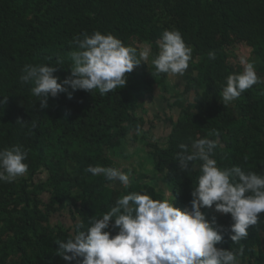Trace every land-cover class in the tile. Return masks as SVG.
<instances>
[{
  "label": "trees",
  "instance_id": "trees-1",
  "mask_svg": "<svg viewBox=\"0 0 264 264\" xmlns=\"http://www.w3.org/2000/svg\"><path fill=\"white\" fill-rule=\"evenodd\" d=\"M173 29L192 48L191 73L180 87L172 82L181 76L157 74L151 63L162 33ZM95 31L135 48L138 57L145 47L151 55L126 73L119 89L101 96L98 90L69 88L70 99L61 93L40 108L33 84L20 80L23 67L56 66L54 75L63 81L71 75L74 38ZM215 33L217 47L204 40ZM232 38L250 49L261 83L225 105L226 77L241 72L225 58ZM4 97L0 149L22 146L28 171L13 183L0 182V264H69L60 258L57 241L70 239L78 223L87 230L123 195L165 199L152 184L160 178L174 207L189 205L202 162L181 172L180 144L190 148L192 140L218 139L213 158L219 168L264 174V0H0V100ZM158 103L161 128L166 127L160 137L152 134L150 111ZM138 153L144 154L140 170L120 167ZM90 165L116 167L130 175V185L86 172ZM201 211L225 228L233 223L214 207ZM247 231L239 243L224 235L215 246L234 253L242 248L239 264H264V213Z\"/></svg>",
  "mask_w": 264,
  "mask_h": 264
},
{
  "label": "clouds",
  "instance_id": "clouds-1",
  "mask_svg": "<svg viewBox=\"0 0 264 264\" xmlns=\"http://www.w3.org/2000/svg\"><path fill=\"white\" fill-rule=\"evenodd\" d=\"M159 51L151 63L157 74L169 77L183 76L192 59V48L187 46L179 30H165L159 39ZM76 49L68 54L72 61L71 75L58 82L56 66L26 64L20 80L32 83V94L46 108L47 98L61 93L70 99L72 91L98 90L101 96L126 84V73L151 55L149 47L137 50L125 46L111 34L99 31L84 33L73 40ZM210 60L216 53L209 51ZM243 70L229 74L221 97L225 105L236 100L253 85L261 83L253 62L240 59ZM0 100V103L5 102ZM23 124V123H21ZM33 127L35 125L33 124ZM220 146L218 139L200 138L191 141L190 148L180 144L177 153L181 172L190 163L200 161L196 187L191 192L189 205L182 210L174 207V197L154 200L147 194L129 193L118 198L115 206L93 218L87 230L78 223L66 242L57 241L62 260L76 264H239L237 252L218 248L224 235L233 243L248 237L249 226L256 225L258 215L264 213V174L245 173L240 167L221 169L213 158ZM166 148V144H161ZM27 153L20 145L0 149V182L13 183L25 175ZM103 175L109 182H118L127 188L130 175L116 167L89 166L85 170ZM213 208L220 214H230L233 223L225 228L215 217L206 218L201 208ZM110 221L113 223L110 225ZM118 229L115 235L107 229Z\"/></svg>",
  "mask_w": 264,
  "mask_h": 264
},
{
  "label": "rangeland",
  "instance_id": "rangeland-1",
  "mask_svg": "<svg viewBox=\"0 0 264 264\" xmlns=\"http://www.w3.org/2000/svg\"><path fill=\"white\" fill-rule=\"evenodd\" d=\"M210 38V40H212V43L215 47L218 46L219 44V34L218 33H215L213 35H211V37H208V36H205V39H208ZM246 58L248 59L250 62H253L252 60V57H251V51L250 49L248 48V46L241 42V41H238L236 40L235 38H232V45L229 47V50H227V54L225 56L226 58V61L237 67V68H240L241 71L243 70V66L240 64V59L241 58ZM254 63V62H253ZM254 66H256L254 64ZM256 71V70H255ZM191 73V70L190 68L188 67L187 71L185 72V74L183 75V77L181 76V80L178 81L176 79L173 78V84L176 85V86H181L182 84L185 83V80L187 78L188 75H190ZM152 109H151V108ZM150 111L152 110L153 112V122H152V126H153V129H152V134H154L155 136H161L162 134H164L165 130H166V127L164 128H161V122L163 120V105L162 103H158L155 107H152L150 106ZM173 114H178V112H174ZM170 115V114H169ZM173 117V115H172ZM168 126V124H164V126ZM139 146V145H138ZM137 145L134 147H129V151L130 153H134L135 149L138 147ZM143 158H144V154L143 153H138L137 155L133 156L129 161H121L120 162V167L121 168H133L135 170H140V164L143 163ZM147 168H151L150 166H147ZM156 186L157 190L158 191H163V193L165 194L164 197L165 198H169L168 197V193L166 191V187H165V183L160 180V178L154 180V182L152 183Z\"/></svg>",
  "mask_w": 264,
  "mask_h": 264
},
{
  "label": "crops",
  "instance_id": "crops-1",
  "mask_svg": "<svg viewBox=\"0 0 264 264\" xmlns=\"http://www.w3.org/2000/svg\"><path fill=\"white\" fill-rule=\"evenodd\" d=\"M152 109V108H151ZM151 112H152V110H151ZM153 113V112H152Z\"/></svg>",
  "mask_w": 264,
  "mask_h": 264
}]
</instances>
